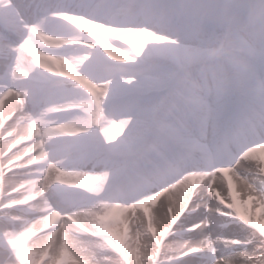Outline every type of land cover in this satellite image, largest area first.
<instances>
[{"label": "snow or ice", "instance_id": "1", "mask_svg": "<svg viewBox=\"0 0 264 264\" xmlns=\"http://www.w3.org/2000/svg\"><path fill=\"white\" fill-rule=\"evenodd\" d=\"M0 129V264H264V0H0Z\"/></svg>", "mask_w": 264, "mask_h": 264}, {"label": "bare ground", "instance_id": "2", "mask_svg": "<svg viewBox=\"0 0 264 264\" xmlns=\"http://www.w3.org/2000/svg\"><path fill=\"white\" fill-rule=\"evenodd\" d=\"M127 35H132V34H127ZM97 39L100 41H103L106 44V46H108L109 43L104 38H102V39L97 38ZM33 54L38 56V53L35 51L33 52ZM45 67H48V65L46 64ZM61 67L62 66L59 63L52 62L51 70H50L49 74H53V72L60 71L59 69L57 71V68L61 69ZM68 68L71 69L70 66L67 67V72L71 73L72 69L68 70ZM61 78H67V77L62 75ZM17 107H18V105L15 102V98L10 97V98L6 99L5 104H4V116H5L4 128L5 129H8L9 124L13 123V121L17 118V112L15 110ZM0 131H2V129H0ZM9 131H10V129H9ZM77 135H80V133H77ZM13 136H15V133H13ZM13 136L5 135L4 141H0V145H2L4 147V150L6 152V156L4 157V162L6 165V168H5V186H7V184H8V177L11 176L13 173L19 171V169L17 168V165L20 163H23L24 161L27 160V157H22L21 160H14L12 164H8L7 163L8 157H12L14 155L13 153H16L18 150H21L23 147H25L27 144L30 143L29 141H23L21 144L15 145L9 151L8 150V142L13 139ZM29 155H31V153ZM234 188H235V185H234ZM161 201L163 202V199ZM158 210H159V208L157 210L155 209L153 211V214L156 215ZM157 219H159L158 216H157ZM177 223H179V221H177ZM154 228H156L157 231H162L161 228H158L155 225H154ZM183 258H187V257H183Z\"/></svg>", "mask_w": 264, "mask_h": 264}, {"label": "rangeland", "instance_id": "3", "mask_svg": "<svg viewBox=\"0 0 264 264\" xmlns=\"http://www.w3.org/2000/svg\"><path fill=\"white\" fill-rule=\"evenodd\" d=\"M98 38L102 39L104 38L106 41H108L105 36L100 33V32H97L96 33ZM124 40H127L128 43H130L133 47H138V41L136 39V36L135 35H122L118 40H117V44L123 42ZM108 49L109 51H111L113 53V55L117 56L120 60H123L125 59V57H123L122 53L118 52V51H115V45H113L110 41H108ZM57 69H60V68H57ZM127 131V127H124L122 130L119 129V126H117V130L114 132V135H115V139L113 140V143H115L117 140H119L120 138H122V136L124 135V133ZM14 154V153H13ZM13 195H16L15 193H13ZM163 202L162 201H159L153 208L152 212L156 209H160V206ZM168 241L167 239L164 241V243L166 244ZM141 243H144L143 239L141 240ZM163 250H164V246L162 244V248H161V251L163 253ZM193 255V254H192ZM160 258H163L162 256L159 257L158 259Z\"/></svg>", "mask_w": 264, "mask_h": 264}]
</instances>
